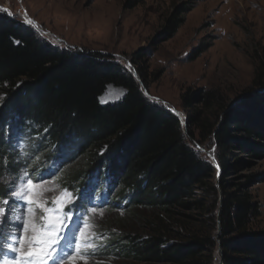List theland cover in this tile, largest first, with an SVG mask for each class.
I'll use <instances>...</instances> for the list:
<instances>
[{"label":"trees","instance_id":"16d2710c","mask_svg":"<svg viewBox=\"0 0 264 264\" xmlns=\"http://www.w3.org/2000/svg\"><path fill=\"white\" fill-rule=\"evenodd\" d=\"M144 1L125 0L124 7ZM194 7L175 5L152 46L171 41ZM150 55H133L135 76L102 53L54 47L0 13V151L13 132H30L25 141L37 148L22 169L44 151V163L55 157L50 164L57 166L44 176L37 166V176L63 177L82 198L75 208L95 203L137 222L110 237L117 257L135 264H264V230L254 229L261 205L252 193L264 184V171L249 172L264 160V71L236 105L218 90L185 93L183 126L142 91L139 81L148 88L153 76ZM109 87L125 96L102 104ZM210 140L214 162L196 148Z\"/></svg>","mask_w":264,"mask_h":264},{"label":"rangeland","instance_id":"374dc122","mask_svg":"<svg viewBox=\"0 0 264 264\" xmlns=\"http://www.w3.org/2000/svg\"><path fill=\"white\" fill-rule=\"evenodd\" d=\"M188 2L195 7L187 15L184 26L171 41L153 47L174 6ZM124 5L125 0H0V13L29 27L39 39L54 47L102 53L134 75L133 55L141 49L151 51L149 70L153 76L148 88L139 81L142 91L152 103L173 111L183 126L188 116L182 102L185 93L218 90L229 105H236L252 89L257 70L264 71V0H145L133 10H126ZM28 20L38 27L27 23ZM205 47L206 52L192 61L194 53ZM124 96L123 89L109 87L101 102H118ZM31 138L30 132H13L9 140L6 138L5 148H9L3 153L0 151V173L10 170L15 176L22 169L28 155L37 148V144L25 141ZM31 141H37V137ZM196 148L205 159L214 162V140L203 146L196 144ZM43 152L37 153L38 160L27 169L36 176L39 166L43 168L42 176L57 166L51 165L57 162L55 157L44 163ZM5 160L7 170L3 167ZM263 171L264 160L256 162L249 172ZM41 179L47 182L45 186L59 184L67 188L61 176L46 175ZM7 190V185L0 184V197H6ZM252 193L262 213L254 229L261 231L264 230V184L256 186ZM46 196L51 205L58 191L48 192ZM76 203L77 199L71 205L77 210L76 215L83 216L86 225L94 223L95 231L104 237L96 241L100 251L79 264H135L110 251L113 249L110 237L113 232L135 230L138 223L129 220L123 212H109L95 203L81 210L74 207ZM9 205H12L11 200ZM92 207L97 210L92 212ZM65 263L71 264V261Z\"/></svg>","mask_w":264,"mask_h":264},{"label":"snow or ice","instance_id":"6c2138e0","mask_svg":"<svg viewBox=\"0 0 264 264\" xmlns=\"http://www.w3.org/2000/svg\"><path fill=\"white\" fill-rule=\"evenodd\" d=\"M26 22L38 27L31 20ZM7 163L3 162L6 170ZM46 183L27 169L15 176L10 170L7 176L0 175V184L9 188L8 196L0 197V264L5 260L11 264H64L69 260L79 264L100 251L96 241L104 237L95 231L94 223L86 225L71 207L81 197L59 184ZM53 191L58 196L49 205L46 193Z\"/></svg>","mask_w":264,"mask_h":264},{"label":"water","instance_id":"95a60500","mask_svg":"<svg viewBox=\"0 0 264 264\" xmlns=\"http://www.w3.org/2000/svg\"><path fill=\"white\" fill-rule=\"evenodd\" d=\"M135 76H136V73H135ZM173 112V111H172ZM174 113V112H173ZM215 161V160H214ZM215 166H216V168H217V170H218V178L220 177V175H221V169H220V167H219V165L217 164V163H215Z\"/></svg>","mask_w":264,"mask_h":264},{"label":"bare ground","instance_id":"6f19581e","mask_svg":"<svg viewBox=\"0 0 264 264\" xmlns=\"http://www.w3.org/2000/svg\"><path fill=\"white\" fill-rule=\"evenodd\" d=\"M5 264H11V261L5 260ZM66 264V263H65Z\"/></svg>","mask_w":264,"mask_h":264}]
</instances>
